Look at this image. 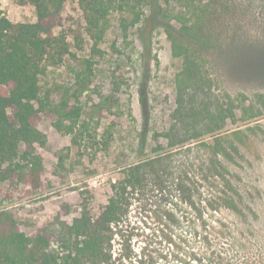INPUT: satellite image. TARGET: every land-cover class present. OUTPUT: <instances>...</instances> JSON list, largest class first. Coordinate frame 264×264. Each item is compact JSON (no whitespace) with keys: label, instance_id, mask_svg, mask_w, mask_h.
<instances>
[{"label":"rangeland","instance_id":"374dc122","mask_svg":"<svg viewBox=\"0 0 264 264\" xmlns=\"http://www.w3.org/2000/svg\"><path fill=\"white\" fill-rule=\"evenodd\" d=\"M164 9L171 13L180 7L171 0H148L140 21L125 33L112 15V28L100 46L103 57L90 91L80 99L87 113L85 131L74 144L41 114L36 125L46 137L38 150L43 188L0 183V209L10 211L27 236L46 230L61 238L63 224L83 207L99 213L110 184L128 166L162 159L164 189L151 185L148 193L132 196L128 228L112 243V262L264 264V0H223L207 9L211 25L201 86L183 87L177 81L183 63L172 55ZM0 11L13 23L36 20L33 7L22 0H0ZM62 19L71 30L82 25L76 0L65 3ZM59 30L54 28V34ZM60 72L48 68L45 80L59 81ZM257 97L263 103L257 105ZM104 100L105 110L92 113L93 105ZM240 104L249 109L247 115ZM216 150L220 164L214 171L208 165ZM185 172L192 181L191 208L177 187ZM220 175L228 182H221L223 189ZM221 190L237 209L224 206ZM155 206L172 213L167 224L172 243L158 237Z\"/></svg>","mask_w":264,"mask_h":264},{"label":"trees","instance_id":"16d2710c","mask_svg":"<svg viewBox=\"0 0 264 264\" xmlns=\"http://www.w3.org/2000/svg\"><path fill=\"white\" fill-rule=\"evenodd\" d=\"M22 1L33 7L35 22L13 23L0 11V183L10 187L27 185L37 191L43 188L38 150L46 144L45 135L37 129L39 116L50 117L52 128L76 143L86 127L87 113L80 99L90 91L96 63L103 57L100 46L112 28V15L118 16L119 28L125 33L140 21L142 7L148 0H76L83 23L75 30L63 24V9L68 0ZM163 1L169 4V0ZM171 1L180 9L171 13L164 9L162 20L172 55L183 63L177 81L183 87L201 86V61L208 50L205 37L211 25L207 9L223 0H203L206 2L202 6V0ZM170 21L175 30L169 26ZM56 27L60 30L54 34ZM48 68H62L59 81L45 80ZM259 103L263 101L257 97L256 104ZM104 104L105 100L93 105L92 113L105 110ZM240 105L242 115H247V106ZM227 111L229 117L235 116L232 110ZM218 155L216 150L208 165L214 171L219 168ZM162 162L157 159L128 166L123 176L110 184V196L99 213L93 215L83 207L70 224H63L61 238L46 230L27 236L19 229L14 215L0 209V264H114L112 243L123 237V227L128 228L132 196L148 193L147 186L151 185L158 192L164 189L167 175ZM217 177L220 187L225 188L222 183L228 182L224 175ZM178 178L177 187L182 195L186 194L184 203L191 208L195 205L188 187L192 181L186 172ZM220 194L226 208L237 209L226 191L221 190ZM155 210L158 237L172 243L167 225L172 213L161 212L156 206ZM53 242L57 243L54 248Z\"/></svg>","mask_w":264,"mask_h":264}]
</instances>
